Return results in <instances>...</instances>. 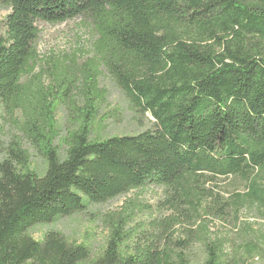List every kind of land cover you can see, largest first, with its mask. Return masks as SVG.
Returning a JSON list of instances; mask_svg holds the SVG:
<instances>
[{"label": "trees", "instance_id": "16d2710c", "mask_svg": "<svg viewBox=\"0 0 264 264\" xmlns=\"http://www.w3.org/2000/svg\"><path fill=\"white\" fill-rule=\"evenodd\" d=\"M76 18L97 37L79 77L36 72L39 24ZM102 69L135 112L153 117L150 128L94 134L108 93ZM58 106L72 119L65 136ZM0 109L21 116L23 138L47 162L43 175L32 170L21 137L0 161V264H80L90 257L85 245L55 230L36 240L29 230L149 186L172 191V208L181 201L200 219L208 183L238 179L246 191L232 203L264 214V0H0ZM214 202L221 211L231 205ZM126 236L115 226L89 264H192L168 246L125 252ZM201 240L196 264H249L264 234L233 255L221 239Z\"/></svg>", "mask_w": 264, "mask_h": 264}, {"label": "rangeland", "instance_id": "374dc122", "mask_svg": "<svg viewBox=\"0 0 264 264\" xmlns=\"http://www.w3.org/2000/svg\"><path fill=\"white\" fill-rule=\"evenodd\" d=\"M7 10L1 12L5 17ZM41 30L37 42L38 53L41 57L36 72L52 73L58 68L68 73L80 75V70L94 56L96 34L89 21L76 18L63 23H40ZM100 86L107 89L105 103L100 107V117L94 125L95 135L100 138L114 135L136 134L152 126L153 117L147 113L139 114L130 106L128 98L102 69ZM44 75L45 86L50 85V76ZM20 115L10 116L0 109V161L9 150L12 141L22 138L24 146L29 151L30 167L43 175L47 162L38 156L36 151L23 138V134L14 119ZM58 128L65 136L72 126V119L65 106H58L56 113ZM59 139L56 140V145ZM62 151L64 147L60 148ZM207 187L213 192L212 197L205 199L199 219L187 212L188 204L180 201L181 209L172 208V191L162 187L149 186L132 190L107 203L91 205L81 213L60 217L50 224L37 225L29 230L36 240H42L50 230L62 234L68 242L83 244L90 252L89 259L80 264H89L105 251L112 229L124 226L127 233L123 251H134L138 247L154 245L158 248L166 246L176 251L186 253L192 264L203 257L201 238L209 234L228 243V252L232 255L237 251V245L245 240H258L264 234V214L251 203L245 202L236 206L232 203L234 193L246 191V184L238 179H223L208 183ZM227 204L222 209L214 202V198ZM184 208V209H183ZM249 264H264L263 250Z\"/></svg>", "mask_w": 264, "mask_h": 264}]
</instances>
